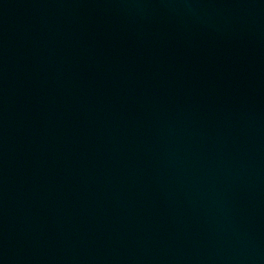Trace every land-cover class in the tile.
<instances>
[{
	"label": "water",
	"instance_id": "95a60500",
	"mask_svg": "<svg viewBox=\"0 0 264 264\" xmlns=\"http://www.w3.org/2000/svg\"><path fill=\"white\" fill-rule=\"evenodd\" d=\"M0 264H264V0H0Z\"/></svg>",
	"mask_w": 264,
	"mask_h": 264
}]
</instances>
